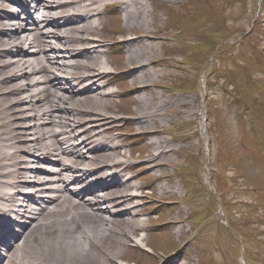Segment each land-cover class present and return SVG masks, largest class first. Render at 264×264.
<instances>
[{
  "label": "rangeland",
  "instance_id": "obj_1",
  "mask_svg": "<svg viewBox=\"0 0 264 264\" xmlns=\"http://www.w3.org/2000/svg\"><path fill=\"white\" fill-rule=\"evenodd\" d=\"M257 4L142 0L131 27L123 13L103 19L105 47L122 44V57H101L109 68L123 72L129 64L122 38L143 36L136 50L148 58L146 71L128 72L123 86L150 90L131 89L127 98L118 95L122 83H113L112 108L127 115L138 113L136 98L168 101L145 129L117 122L125 172L140 194L144 228L134 237L142 235L148 248L126 247L110 264H239L241 254L246 264H264V3L258 16ZM105 26L124 32L112 35ZM142 134L161 146L153 149Z\"/></svg>",
  "mask_w": 264,
  "mask_h": 264
},
{
  "label": "bare ground",
  "instance_id": "obj_2",
  "mask_svg": "<svg viewBox=\"0 0 264 264\" xmlns=\"http://www.w3.org/2000/svg\"><path fill=\"white\" fill-rule=\"evenodd\" d=\"M141 4L0 0V264H110L130 241L148 248L142 235L134 237L144 228L140 194L123 174L121 145L116 136H100L124 116L145 129L168 106L166 99L136 98L138 113L121 114L105 90L113 69L101 59L104 10L116 6L131 27ZM121 43L125 72L134 78L146 71L148 58L136 50L146 39Z\"/></svg>",
  "mask_w": 264,
  "mask_h": 264
},
{
  "label": "trees",
  "instance_id": "obj_3",
  "mask_svg": "<svg viewBox=\"0 0 264 264\" xmlns=\"http://www.w3.org/2000/svg\"><path fill=\"white\" fill-rule=\"evenodd\" d=\"M180 23H181V22H180ZM185 24H186L187 26L190 25V23H185ZM250 82H251V80H250Z\"/></svg>",
  "mask_w": 264,
  "mask_h": 264
}]
</instances>
